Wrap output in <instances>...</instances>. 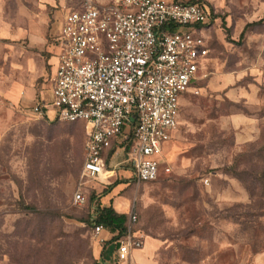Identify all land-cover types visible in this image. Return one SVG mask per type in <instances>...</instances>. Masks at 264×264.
I'll list each match as a JSON object with an SVG mask.
<instances>
[{"label":"rangeland","instance_id":"1","mask_svg":"<svg viewBox=\"0 0 264 264\" xmlns=\"http://www.w3.org/2000/svg\"><path fill=\"white\" fill-rule=\"evenodd\" d=\"M111 1L0 0V264H264V0H204L210 57L145 182L121 146L103 175L84 177V123L32 109L52 97L65 13ZM79 187L93 197L76 202ZM105 196L143 237L127 261L113 232L94 229Z\"/></svg>","mask_w":264,"mask_h":264},{"label":"built area","instance_id":"2","mask_svg":"<svg viewBox=\"0 0 264 264\" xmlns=\"http://www.w3.org/2000/svg\"><path fill=\"white\" fill-rule=\"evenodd\" d=\"M213 20L204 0L89 2L65 13L49 81L52 97H40L32 109L51 120L84 123V177L102 175L109 151L121 146L133 150L136 180L159 178L164 147L180 125L182 100L198 92L204 75ZM170 170L166 165L163 172ZM74 200H88L81 187ZM137 220L131 213L129 224ZM93 224L97 233L107 230ZM143 245L142 235L127 226L114 240L115 257L127 261Z\"/></svg>","mask_w":264,"mask_h":264},{"label":"trees","instance_id":"3","mask_svg":"<svg viewBox=\"0 0 264 264\" xmlns=\"http://www.w3.org/2000/svg\"><path fill=\"white\" fill-rule=\"evenodd\" d=\"M262 22H264V19H262ZM114 151L115 148L109 151L106 163H108V161L111 159V156L113 155ZM109 188H110L109 186L106 187V189ZM92 197L93 196H91L90 199ZM90 199L88 198L87 201H89ZM98 206H99L97 208L98 213L93 221L96 224L103 225L106 229L114 233L111 238L112 241L124 235L127 231V224H126L128 219L127 214L117 212L116 209L113 207L112 203L110 205H102L99 202ZM112 241H110L109 243H111ZM98 264H102V263H98Z\"/></svg>","mask_w":264,"mask_h":264},{"label":"crops","instance_id":"4","mask_svg":"<svg viewBox=\"0 0 264 264\" xmlns=\"http://www.w3.org/2000/svg\"><path fill=\"white\" fill-rule=\"evenodd\" d=\"M104 202H106V203H103V205H110L111 204V201H108L107 196L104 197Z\"/></svg>","mask_w":264,"mask_h":264},{"label":"bare ground","instance_id":"5","mask_svg":"<svg viewBox=\"0 0 264 264\" xmlns=\"http://www.w3.org/2000/svg\"><path fill=\"white\" fill-rule=\"evenodd\" d=\"M142 248V247H141Z\"/></svg>","mask_w":264,"mask_h":264}]
</instances>
